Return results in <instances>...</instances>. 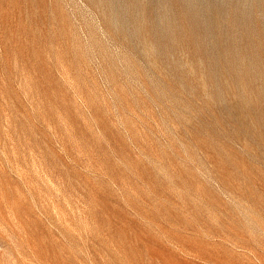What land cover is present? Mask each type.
Wrapping results in <instances>:
<instances>
[{"label": "rangeland", "instance_id": "obj_1", "mask_svg": "<svg viewBox=\"0 0 264 264\" xmlns=\"http://www.w3.org/2000/svg\"><path fill=\"white\" fill-rule=\"evenodd\" d=\"M263 64L264 0H0V264H264Z\"/></svg>", "mask_w": 264, "mask_h": 264}, {"label": "bare ground", "instance_id": "obj_2", "mask_svg": "<svg viewBox=\"0 0 264 264\" xmlns=\"http://www.w3.org/2000/svg\"><path fill=\"white\" fill-rule=\"evenodd\" d=\"M253 10V9H252ZM255 11V10H254ZM253 12V11H252ZM255 14V13H254ZM258 16V15H257ZM262 16V15H261ZM159 17V16H158ZM215 19V18H214ZM161 20V19H160ZM162 21V20H161ZM161 21H160V23H161ZM183 21V20H182ZM247 22V21H246ZM182 23V22H181ZM239 24V23H238ZM251 24V23H250ZM244 25H245V23H244ZM234 26V25H233ZM168 27V26H167ZM236 27H238V25L236 26ZM253 27V26H252ZM165 28V27H164ZM236 29V28H235ZM256 29V28H255ZM254 29V30H255ZM233 31V30H232ZM255 32V31H254ZM250 34V33H249ZM237 36V35H236ZM238 36H240V35H238ZM236 39V38H235ZM237 41V40H236ZM241 41V40H240ZM231 42V41H230ZM236 43V42H235ZM231 44V43H230ZM247 45V44H246ZM249 47V46H248ZM240 48V47H239ZM262 52V51H261ZM228 53V52H227ZM229 55V54H228ZM226 57V56H225ZM234 57V56H233ZM234 59H236V58H234ZM234 61H237V60H234ZM229 62V61H228ZM232 62V61H231ZM235 64H236V62H235ZM243 65H244V63H243ZM243 65H241V67L243 66ZM264 65V64H263ZM245 66V65H244ZM260 66V65H259ZM262 66V65H261ZM260 66V68H262ZM255 67V66H254ZM240 69V68H239ZM263 70H264V68H263ZM232 71V70H231ZM261 71V70H260ZM221 72V71H220ZM240 73V72H239ZM246 73V72H245ZM241 74V73H240ZM245 76V75H244ZM234 77V76H233ZM261 78V77H260ZM232 82H233V80H232ZM243 82V81H242ZM228 83V82H227ZM262 83V82H261ZM221 84V83H220ZM225 84V83H224ZM237 84V83H236ZM263 84V83H262ZM241 85V84H240ZM243 85H244V83H243ZM222 87V86H221ZM241 87V86H240ZM262 87V86H261ZM264 87V86H263ZM247 89V88H246ZM238 92V91H237ZM258 92H259V90H258ZM247 93V92H246ZM252 93V92H251ZM234 94V93H233ZM260 94V93H259ZM224 97V96H223ZM250 98H252V97H250ZM225 99V98H224ZM248 99V98H247ZM240 101V100H239ZM248 101V100H247ZM259 101V100H258ZM249 102V101H248ZM255 102V101H254ZM246 107V106H245ZM236 111L237 112H241V111H244V107H242V105L240 104V105H237V107H236Z\"/></svg>", "mask_w": 264, "mask_h": 264}]
</instances>
